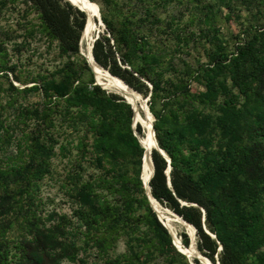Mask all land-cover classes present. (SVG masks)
<instances>
[{
    "label": "trees",
    "instance_id": "16d2710c",
    "mask_svg": "<svg viewBox=\"0 0 264 264\" xmlns=\"http://www.w3.org/2000/svg\"><path fill=\"white\" fill-rule=\"evenodd\" d=\"M20 1L24 18L18 27L0 25V41L37 37L53 66L9 64L0 45V264H203L177 248L151 206L141 178L146 149L135 134L145 127L134 128L124 96L96 83L81 51L86 12L68 0H0V16ZM137 2L102 0L109 34L96 39L93 54L150 95L156 136L172 165L170 185L169 161L153 149L152 194L195 225L198 248L213 264H264V0ZM173 2L185 4L188 20L163 17ZM242 10L235 32L229 15ZM200 45L206 62L178 56ZM56 156L70 157L72 214L45 213L39 197ZM84 162L94 169L88 176ZM186 231L183 243L201 256Z\"/></svg>",
    "mask_w": 264,
    "mask_h": 264
},
{
    "label": "rangeland",
    "instance_id": "374dc122",
    "mask_svg": "<svg viewBox=\"0 0 264 264\" xmlns=\"http://www.w3.org/2000/svg\"><path fill=\"white\" fill-rule=\"evenodd\" d=\"M70 1L75 3V5L77 7L80 6L81 8L85 9L87 12V8L89 6L86 5L84 0L83 1L82 0H70ZM88 1L94 7L93 16H95V19H96V26H95V33H94L95 34L94 39H95V38L100 37L101 34H105L108 32H107L106 25L99 21V16H100L99 6L101 7L100 3L102 2V0H97L96 2L92 1V0H88ZM137 1L138 0H133V4L137 5L138 4ZM9 6H10V3H9ZM24 6H25L24 3L20 1L19 3L15 4V7L13 5L12 9H10V8L8 10L6 9V11L0 16V25L4 26V28H10V25L18 27L19 26L18 21L22 20L24 18L22 16V13H23L22 9L24 8ZM163 10H166L163 13L164 18H168L170 16V14H172V15H175L177 18H181V19L183 18V20H188L189 16H190L189 12L186 10L185 4H181L178 2H173L169 7H167V9L163 8ZM245 14H246V10H242V12L238 15H229L230 23L232 25V28H234L235 32L239 30V28H240L239 22ZM34 15L35 14H31L29 17L32 18ZM87 30H88V28H87ZM223 31L226 32V26L223 27ZM20 32H23V31L20 30ZM172 37L173 36L166 37V35H163L161 38H164L167 45L172 47L175 44V41L173 40ZM155 41L159 42L160 40L158 38H155ZM17 44H21L20 50L17 49V46H16ZM0 45L1 46L3 45L7 48L6 49L7 53L5 56H6V59L9 61V64H10V59H11V62H18L19 61V63L21 62V68H24V69L28 68L29 70H34V71L39 70L40 68H42V66H47V67L53 66V62L49 58H47V57H49V55L44 52L46 50V45L43 42H41L37 37L36 38H30L29 40H25L23 37H20L17 41H13V42L12 41L10 42V39H9L8 41L6 40V42H4V43H2L0 41ZM81 50L83 51L82 46H81ZM183 50L184 51H182V52H178V56L180 55V56L184 57L186 60H188L189 62H191L195 66L198 64L199 61L206 62L208 59L206 56V52H205L202 45H200L199 47H195V46L185 47ZM0 53H1V51H0ZM96 64H97V67L101 71L109 72L105 68L98 65V63H96ZM118 80H119V78H118ZM120 82H122L123 84L125 83L124 86L131 93L136 95L137 99L141 103H145L144 99H147L149 95L145 96L142 93H141L142 94L141 95L139 92H137L129 84L127 85L125 81L120 79ZM16 84L19 85L20 83L16 82ZM192 87L195 90H199V91L203 90V86L197 81L192 82ZM111 92H115V91H111ZM115 93H117V92H115ZM6 99L7 98L5 97L3 99V101L5 102ZM37 99L38 98L36 96H30L28 100L32 101V100H37ZM142 105L143 104L140 105L142 115L146 118H150L146 109H145V106L143 105L144 106L143 107ZM136 119L138 122L142 123V126L144 128L145 127L144 121L142 119L137 118V117H136ZM140 138H141L142 142L147 139L146 128H144V134H141ZM143 145H144V142H143ZM10 150H9V152H10ZM12 150H15V148L12 147ZM144 162H145V158H144ZM84 166H85V176H88L91 172L94 171V169L89 166L88 162H84ZM71 168L72 167H71V163H70V157L56 156L55 158H53L52 172L42 180L41 191L39 194V197L41 199V203L43 205L45 213L51 212L52 210H56L58 212H62V213L67 212L69 214H72V211L75 208L74 206H76V204L74 203L71 195L67 192L68 188H67V184L65 183L66 174L68 173L69 170H71ZM143 168H144V165H143ZM71 172H73V171H71ZM142 176H143V170H142ZM143 178H144V176H143ZM143 180L145 182V178ZM163 205L165 207H160V206L156 205V208H158L160 211H163L166 213V218L163 221L166 223L167 226H169V224L171 223V220L168 219L169 217L167 215H168V212L171 211V209L169 207H167L165 204H163ZM170 229H171V227H170ZM184 231H186L184 227H181V225H176V233H177L176 236H177L178 244H179L180 239H182L181 234ZM191 239L193 241L198 242V238L197 237L195 238L193 235H191ZM192 240L190 242V247L192 245ZM185 246H187V245H185ZM124 249H125V245H124L123 241H121L118 250H119V252H121V251H124ZM186 253L189 254L190 258L189 257L188 258L192 262H194V258L199 256L198 253L195 254L190 250H189V252L187 251ZM206 259L210 262V260L208 258H206ZM64 264H69V263L65 262ZM72 264H80V263H72ZM212 264H213V262H212ZM217 264H218V262H217Z\"/></svg>",
    "mask_w": 264,
    "mask_h": 264
},
{
    "label": "bare ground",
    "instance_id": "6f19581e",
    "mask_svg": "<svg viewBox=\"0 0 264 264\" xmlns=\"http://www.w3.org/2000/svg\"><path fill=\"white\" fill-rule=\"evenodd\" d=\"M84 2L86 3L87 6H89L87 8V22H88V24L86 25L87 28H88V30H87V33H86L85 37H84V33H83L82 43H83L84 52L86 54H88V55L91 56V54H90L91 52L90 51H91V47H92L93 40H94V37H95V34L94 33H95L96 19H95V16H93V13H94V7H93V5L88 0H84ZM94 68L96 70V75H97V78H98L99 82H101L109 91H115V92H117V93L125 96L127 99H129L133 103V105H134V107L136 109V117L139 118V119H142L144 121V125H145L146 131H147V139L143 141L144 142L145 149H146V152H145L146 154L144 156L145 157V162H144V168H143V176L145 178V183H149L150 177H151V175L153 173V170H152L151 175L149 173V161H150V157H151V154L153 152V149L156 147V138H155V135H154V132H153V128H152V122L154 120V116L150 112V109L148 108V106H146L145 103H141L137 99L136 95H134L133 93H131L124 86L125 83L123 84L122 82H120V80H117L116 78H114L109 72H103V71H101L97 67V64H96L95 61H94ZM141 104H143L145 106V109H146V111H147V113H148V115H149L150 118H146V117H144L142 115V113H141V106H140ZM153 169H154V166H153ZM154 203L156 205L160 206V207H165L158 200H153V204ZM155 204H154V206L156 208V205ZM158 211H160V210H158ZM167 216L169 217L168 219L171 220V223L169 224V226L171 227L172 231L175 234H177L176 233V223L174 221V218L175 217L172 214V211H169ZM176 221H177V219H176ZM178 225H180L179 222H178ZM193 231H195L194 230V227H193ZM179 244H180V241H179ZM181 248L184 249L186 252L187 251L189 252V249L185 245H182Z\"/></svg>",
    "mask_w": 264,
    "mask_h": 264
},
{
    "label": "water",
    "instance_id": "95a60500",
    "mask_svg": "<svg viewBox=\"0 0 264 264\" xmlns=\"http://www.w3.org/2000/svg\"><path fill=\"white\" fill-rule=\"evenodd\" d=\"M70 1V0H69ZM74 6H76L75 5V3H73L72 1H70ZM77 7V6H76ZM78 8L80 9V10H82V11H84V12H86V10L85 9H83V8H81L80 6H78ZM99 9H100V6H99ZM86 14H87V12H86ZM99 21L101 22V23H103V24H105L104 22H103V19H102V16H101V12H100V16H99ZM86 27V26H85ZM85 30V29H84ZM83 33H84V31H83ZM96 39L97 38H95L94 39V41H93V44H92V47H91V56L90 55H88V54H86L84 51H82V53L87 57V59H88V62H89V64H90V66L92 67V69H93V71H94V73H95V75H96V70H95V68H94V61L95 62H97L96 60H95V58H94V54H93V47H94V43H95V41H96ZM98 63V62H97ZM99 64V63H98ZM107 70H109V69H107ZM109 72H110V70H109ZM111 73V72H110ZM112 74V73H111ZM113 76H115V77H117V78H119V79H121V80H123L122 78H120L119 76H116V75H114V74H112ZM124 81V80H123ZM96 83H98L99 85H101L103 88H105V89H107L101 82H99V80H98V78H97V75H96ZM127 85H128V83H126ZM150 86L152 87V85L150 84ZM108 90V89H107ZM137 91V90H136ZM138 92V91H137ZM140 93V92H139ZM141 94V93H140ZM142 95V94H141ZM123 96V95H122ZM125 97V96H124ZM125 99L129 102V103H131L132 104V106H133V109H134V128H136V126H137V120H136V109H135V107H134V105H133V103L129 100V99H127L126 97H125ZM150 100V95L148 96V98L147 99H144V101H145V104H146V106H148V108L150 109V105H149V101ZM150 112H151V110H150ZM152 113V112H151ZM153 114V113H152ZM154 116V115H153ZM154 121H155V116H154V120H153V122H152V128H153V132H154V135H155V138H156V147H155V149H157V150H159L167 159H168V161H169V165H168V168H167V174H168V181H169V184L171 185V176H170V172H171V169H172V165H171V158H170V156L166 153V151L164 150V149H162L161 147H160V145H159V142H158V139H157V136H156V130H155V127H154ZM135 134L139 137V139H140V142L142 143V140H141V138H140V135L137 133V130H136V132H135ZM142 145H143V143H142ZM144 146V145H143ZM146 152V151H145ZM145 154L146 153H144V156H145ZM143 159H144V157H143ZM151 159H152V161H153V157L151 156ZM153 166H154V170H153V173H152V175H151V177H150V180H149V183H145L144 182V180H143V182H144V186H145V188H146V192H147V195H148V197H149V200H150V202H151V206L153 207V209L157 212V214H158V216H159V218H160V220L163 222V224L169 229V231H170V233L172 234V236H173V239H174V244L177 246V248L182 252V253H184V254H186L187 255V257H189V254H187L184 250H182V248H181V245H185L184 243H183V241H182V239H180V244H178V242H177V236H176V234H174V232L170 229V227L169 226H167L166 225V223L163 221V219L161 218V216H160V214H159V212H158V210L155 208V206H154V204H153V200H157V198L152 194V187H151V184H150V181H151V178H152V176L154 175V172H155V165H154V161H153ZM141 178L143 179V176H141ZM159 201V200H158ZM180 201L182 202V204H187V202L186 201H183L182 199H180ZM196 205V204H195ZM173 211V210H172ZM175 214H177L178 216H180L185 222H187L188 224H191L194 228H195V232H196V237H197V228L195 227V225L194 224H192L191 222H189V221H187L183 216H181V215H179L178 213H176L175 211H173ZM205 219V218H204ZM207 232L208 233H210L213 237H216L213 233H211L209 230H207ZM188 233V232H187ZM189 234V233H188ZM189 236H190V238H191V235L189 234ZM196 244H197V241H196ZM198 245V244H197ZM198 247V246H197ZM222 244H221V246H220V249H222ZM198 250H199V248H198ZM201 253V252H200ZM201 256H204V257H206V258H208L207 256H205V255H203L202 253H201ZM201 256H197L196 258H198L203 264H207L206 263V261L204 260V258L203 257H201ZM190 258V257H189ZM209 259V258H208ZM210 260V259H209ZM210 262H211V264H212V261L210 260ZM218 264H220V262H218Z\"/></svg>",
    "mask_w": 264,
    "mask_h": 264
}]
</instances>
